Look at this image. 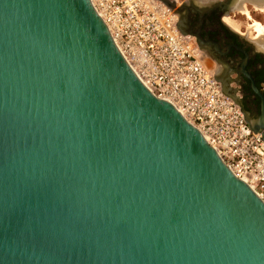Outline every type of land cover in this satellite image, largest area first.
<instances>
[{"label": "water", "instance_id": "1", "mask_svg": "<svg viewBox=\"0 0 264 264\" xmlns=\"http://www.w3.org/2000/svg\"><path fill=\"white\" fill-rule=\"evenodd\" d=\"M0 264H264V201L91 0H0Z\"/></svg>", "mask_w": 264, "mask_h": 264}, {"label": "built area", "instance_id": "2", "mask_svg": "<svg viewBox=\"0 0 264 264\" xmlns=\"http://www.w3.org/2000/svg\"><path fill=\"white\" fill-rule=\"evenodd\" d=\"M91 0L118 49L147 89L169 101L220 159L264 201V140L223 93L178 27L180 0Z\"/></svg>", "mask_w": 264, "mask_h": 264}, {"label": "flooded vegetation", "instance_id": "3", "mask_svg": "<svg viewBox=\"0 0 264 264\" xmlns=\"http://www.w3.org/2000/svg\"><path fill=\"white\" fill-rule=\"evenodd\" d=\"M175 8L181 33L264 139V49L226 24L225 0H180Z\"/></svg>", "mask_w": 264, "mask_h": 264}, {"label": "rangeland", "instance_id": "4", "mask_svg": "<svg viewBox=\"0 0 264 264\" xmlns=\"http://www.w3.org/2000/svg\"><path fill=\"white\" fill-rule=\"evenodd\" d=\"M243 4L246 5L247 11L244 12L239 7H235L234 9L228 10L225 13V16L229 15L234 20H237L241 24L240 30L237 31L234 28H232V27L231 28L234 29L235 31L239 32V33H242V34L249 36L252 39V41L258 46L257 41L260 43H264V41H263L264 39L260 38L261 35L255 29L250 30L249 27L252 28L253 24L259 22L258 24H260L262 29L264 30V27H263L264 26V8H259L251 0H249V1L243 0ZM261 9H263V10H261ZM247 14H248V16H247ZM223 19L225 20V17H223ZM226 24H227V22H226ZM248 24H249V26H248ZM250 31H251V33H250ZM255 36H257V38Z\"/></svg>", "mask_w": 264, "mask_h": 264}, {"label": "bare ground", "instance_id": "5", "mask_svg": "<svg viewBox=\"0 0 264 264\" xmlns=\"http://www.w3.org/2000/svg\"><path fill=\"white\" fill-rule=\"evenodd\" d=\"M247 1H249V0H247ZM252 2H254L255 3V5L256 6H258L259 8H264V0H251ZM235 7H239L240 9H242V11H247V8H246V5L245 4H243V0H239V1H237L234 5H233V7H232V9H234ZM238 10V9H237ZM261 10H263V9H261ZM247 16H248V14H247ZM225 17V22H227V24L230 26V27H232V28H234L235 30H240V28H241V24L237 21V20H234L231 16H229V15H226V16H224ZM259 23V22H258ZM258 23H255V24H253L252 25V28L251 27H249V29L250 30H252V29H255L260 35H261V39L263 38L264 39V30L262 29V27H261V25L260 24H258ZM248 26H249V24H248ZM264 27V26H263ZM248 28V27H247ZM250 33H251V31H250ZM255 34V33H254ZM258 34V35H259ZM259 35V36H260ZM253 36V35H252ZM256 38H257V36H255ZM253 38V37H252ZM264 41V40H263ZM257 43H258V46L260 47V48H263L264 49V43H260V42H258L257 41Z\"/></svg>", "mask_w": 264, "mask_h": 264}]
</instances>
